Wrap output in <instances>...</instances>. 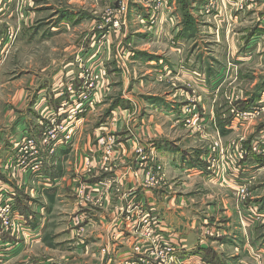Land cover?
I'll return each instance as SVG.
<instances>
[{
  "label": "crops",
  "instance_id": "obj_1",
  "mask_svg": "<svg viewBox=\"0 0 264 264\" xmlns=\"http://www.w3.org/2000/svg\"><path fill=\"white\" fill-rule=\"evenodd\" d=\"M45 1L6 0L7 14L0 17V90L10 91L3 96L0 93V124L4 127L0 133V191L13 196L15 204L20 195L26 197L24 204L32 218L27 222L30 231H24V243L21 238L0 233V251L9 250L4 258L6 260H1L3 257L0 254V264H61L55 262L51 254L47 256L37 252L63 249L58 237L65 232L70 240L74 236L80 238L78 246L71 245L81 254L88 250L92 252V264H143L141 260L153 264L140 253L150 245V241L146 238V241H140L136 237L135 226L139 209L148 208H152L159 219L158 239L173 242L184 264H244V260L254 261L250 255L257 246L247 240V229L242 222V215L245 214L243 203L247 197L243 200L238 195L236 204L234 195L237 197L238 183L249 181L246 173L252 169V164L249 166L248 156L262 157L264 153L258 154L251 149L244 150V156L235 157L229 167V184L222 187L219 179L215 181L210 172L204 171L203 164L191 162L195 151L192 148L188 152L185 150L188 147H179L182 141L178 142L177 137L183 130V117L189 116L187 108L200 116L202 123L210 126L208 132L216 136L219 133L215 124H223L227 115V104L219 100L224 97L223 93H228L226 99L229 103L237 98L243 99L240 106L246 110L262 101L264 83L260 86V94L244 97L247 91L244 89L248 85L242 77L245 74L254 77V82L249 83L252 89L264 73V18L259 15L264 4L248 8L240 2L231 6L229 0H223L225 4L214 5L215 11L206 13L207 3H194L193 13L202 20L194 21L197 29L192 34L188 30V34H177L176 37L179 40L197 39L198 23L205 24L201 33L206 42L211 43L208 51L211 57L203 56L207 64L202 68V74L208 80L203 77L205 83H201L202 77L197 70L199 66L194 65L193 56L184 61L181 50L174 47L163 50L165 34L154 33L152 39L148 40L146 36L142 43L137 44L133 37L118 36L113 29L105 32L106 27L113 28V23L122 21L123 16L120 18L117 14H120L119 8L111 14V19L110 16L106 20L103 13L100 15L103 9L72 5L64 8L57 6L50 11L51 17L42 18L44 7L49 9L47 5H40ZM13 7L15 18L11 26L8 21L13 16L11 13L9 17ZM172 21L163 19V26ZM46 23L45 30H41ZM253 25H256L257 33L249 34L248 29L251 30ZM37 27L40 28L38 33L34 31ZM77 27L81 30L86 27V32L61 36L70 33V28L76 30ZM25 28L31 29L30 39L38 34L39 38L48 39L43 41L55 39L51 41L53 45L49 46L51 51L48 53L49 56L57 55L59 61L51 62V70L48 67L40 70L43 71L40 73L42 76L35 81L33 76L24 81L18 78L10 80L4 66L6 60L1 57L7 43L6 33L13 30L18 42L25 35ZM61 38L63 44H60ZM116 43H120L118 48L121 52L115 54ZM144 54L151 58H144ZM128 56L137 66L141 63L145 66V75L154 73L152 81L135 83L126 76L125 70L132 75L134 72L126 64V67L120 66L117 57L126 60ZM159 66L163 67L162 74L156 73ZM105 68L106 76L99 77ZM88 76L90 79L97 77L93 102L83 105L80 101L78 105H83V112L71 118L70 123H64L68 118L66 114L73 107L70 103H75V100L68 98V94L59 95L58 91L64 83L81 88V84L84 86L88 81ZM181 77L191 80L190 84L183 83ZM162 79L163 84H159ZM13 88L16 90L14 93ZM62 115L65 120L60 125L69 123L72 139L68 144L59 142L56 147L52 144L46 148L42 144L45 131L54 127L52 122L60 123ZM241 128L233 121L231 134H240ZM197 136L195 144L202 139L208 142L211 138L210 135ZM28 137L34 140L42 162L37 174L29 169L26 172L20 170L16 163L20 156L19 144ZM137 150H142L141 157L137 156ZM209 156L210 153L206 158ZM21 157L24 160L22 166H30L35 159L28 153H22ZM152 163L163 165V188H150L148 184L146 188L144 185L143 172ZM256 169L264 170V165L256 164ZM250 184L247 185L248 191ZM207 189H215L214 196L208 195V198L218 199V205L206 207L207 213H211L209 219L200 214L205 203L201 197H207ZM71 194L75 199L73 207L68 205ZM65 195L68 200L62 201ZM65 202L64 209L69 211L67 226L63 232H58L54 230L58 223L50 225L48 222L52 221V218L49 219L57 207L55 205ZM129 204L131 206L126 215L124 208ZM263 207L261 210L264 213ZM15 210L19 211L16 206ZM234 215L241 236L231 231ZM203 225H208L202 228L212 235L218 231L220 240L200 236L198 226ZM238 237L244 240V244L234 240ZM135 248L139 251L135 252ZM225 252L229 257L224 256ZM255 261L264 264V259ZM249 262L245 264H256Z\"/></svg>",
  "mask_w": 264,
  "mask_h": 264
},
{
  "label": "rangeland",
  "instance_id": "obj_2",
  "mask_svg": "<svg viewBox=\"0 0 264 264\" xmlns=\"http://www.w3.org/2000/svg\"><path fill=\"white\" fill-rule=\"evenodd\" d=\"M120 1L124 2L123 4L126 5V11H124L121 14V10H120ZM227 1V0H226ZM226 1L223 0H46L45 2H41L40 5H47L49 7V9L47 7L45 11L43 12V16L42 18H46V17H51V10L56 9L57 6L58 7H68L69 5L72 6H77V7H84V8H98L100 10H102L100 12V15H105V19L109 18L111 16V14L114 13V10L119 8V12L120 14L117 12L118 16H123L122 17V21L119 23V26L117 29L114 28H110L108 29L106 27V31H111L113 29V31H117L118 36L120 34H122V36H131L133 37V39H135V41L137 42V44L142 43L146 36L148 37V40L152 37L153 38V34L157 33V34H162V36L165 34L164 37H166V39L163 41V50H166L168 48L174 47L179 49V51H182V59L185 61V59L187 60L188 58H191V56H193V60L194 65L196 66V64L199 66L198 67V75L200 77H202L201 79V83L204 82L205 80H208L206 77L203 76V72H202V68H204V66H206L207 63H205L203 61V56L206 58L211 57L210 53H208L211 43L206 42V38L204 37V35H202L203 33H201V30L203 31L202 26L205 24L202 23H198L199 26V33H198V37L197 39L190 38V39H184L183 40H179L177 39L178 37H176V35H181V34H188L187 31L189 30V33L192 34L193 31L195 29H197V25L194 23V21H201L202 18L201 17H197V15H195L193 13V5H195L194 3H207V6H210V4L213 5V7H210L208 10V13H212L215 11V6L217 4H225ZM240 1V5L242 6H246L248 8L251 7V5H258L261 6V3L264 4V0H238ZM210 3V4H209ZM6 0H0V17L1 16H5L7 14V7H6ZM228 4H230L232 6V4L228 1ZM215 5V6H214ZM95 10V9H94ZM259 15L261 17L264 18V7L261 11H259ZM11 13H13V16L9 19V23L12 25L14 21H12L15 18V9L13 7L12 11L9 12V17L11 16ZM49 14V15H48ZM113 16V15H112ZM112 16L110 17V19L112 18ZM201 18V19H200ZM252 18V16H251ZM163 19L167 20H173L172 23H168L165 24V26H163ZM191 21V25H186V20ZM193 21V22H192ZM193 23V24H192ZM252 24V23H251ZM248 25V26H251ZM253 24H257L253 23ZM48 23H46L45 25L42 26L41 30H45V28L47 27ZM27 26V25H25ZM32 27V26H30ZM112 27V25H111ZM13 28H15L13 26ZM27 28V27H26ZM24 30L25 35L19 40L18 42L16 41V36H15V32L13 30H11L10 32L6 33V39H7V43H5L3 50H2V54L1 57L3 56V59L5 61L4 66L6 68V70L9 72L10 76V80H15L16 78L20 79V81H24L27 77H31L33 76V80L35 81L38 77H41L42 75L40 73H42L43 71L40 70H44L50 68L51 62H57L58 60V56L57 55H50L49 53L51 51L50 49V45H53L51 43V41L55 40L52 38L51 41L47 42V41H43V40H48V39H41L38 36H40L39 34L36 37H30L31 36V29L28 30L26 29ZM40 28H35V32L38 33L37 30H39ZM256 25H253V27H251V30L248 29V33L251 34H255L256 32ZM70 33H63L61 34V36H65L66 35H80V33L83 31L84 33L86 32V27L83 28V30H81L79 27L72 30V28L69 29ZM30 32V34H29ZM46 32V31H45ZM27 35H28V39H27ZM106 35V33H105ZM113 37L115 36L112 33ZM201 37H200V36ZM167 36H171V37H167ZM33 38V39H32ZM151 38V39H152ZM59 41H61L60 44H63V39H59ZM248 41V40H247ZM115 54L118 53V51H120V49L118 48V46H120V43H116L115 44ZM123 45H125L123 43ZM113 47V46H112ZM127 47V46H126ZM168 47V48H167ZM112 50V49H111ZM114 50V49H113ZM211 51V50H210ZM121 52V51H120ZM148 52V51H147ZM144 51V53H147ZM143 53V52H142ZM122 56V55H121ZM120 66L125 64L127 65V68L132 70L134 72V75H132L130 72H128L127 70H125L124 72H126V76L130 77V79L137 83V82H141V83H147L149 81H152V74L148 75L146 73V68L145 66H142L143 64L141 63V66H137L135 63H132V60L130 56H128L126 58V60L122 57H117ZM144 58H151L149 55L144 54ZM123 61V63L121 64V62ZM143 60V59H142ZM183 61V62H184ZM144 62V61H141ZM130 68H129V65ZM184 64H182L181 67H183ZM136 66V67H134ZM126 67V66H125ZM133 68V69H132ZM53 69V67H52ZM51 70V68H50ZM30 72V73H28ZM132 72V73H133ZM32 73H34L33 75H31ZM88 74V72H86ZM158 74H162L163 73V67L158 68V72H156ZM102 75V72L100 73ZM28 75V76H27ZM89 75V74H88ZM104 77L106 76V68H105V74L103 75ZM205 80H204V78ZM242 77V76H241ZM243 80L246 83V88L244 90H247L243 95L248 96L249 98H251L252 96L255 95V93L260 94L261 93V89L260 86H262V84L264 83V73L258 77V81H257V85L255 86V88L253 87L251 89L250 84L254 82V77L250 76L249 74H245L244 77H242ZM181 80L183 83H189L191 82V80L189 79H185L181 77ZM16 81V80H15ZM94 81V80H93ZM166 81H168V79H166ZM200 81V80H199ZM198 81V83H200ZM84 82V81H83ZM159 84H163V79L162 82H158ZM250 83V84H249ZM74 84V83H73ZM90 84L89 81H86L85 85L83 86V84H81V88L77 87L75 85H72L71 89H68L70 86L68 85H64L61 87V89L58 91L59 95H64V94H68V98L75 100L76 106H74L75 103H70V105H72L73 107L71 108L70 112L66 114V116L69 118L66 119V121L64 122L65 118L62 115L61 116V121L60 123H56L54 124V126H62L60 124L67 123L71 120L72 118V114L73 112L76 110V108L78 107V103L81 101L82 102V96L83 94H90L92 93L89 88L88 85ZM190 84V83H189ZM95 86V84L93 85ZM163 86V85H162ZM244 88V87H243ZM9 89H7L6 92H2L0 90V93L2 94V96L7 93L10 92L8 91ZM13 93L14 91H16L14 88L12 89ZM87 91V92H86ZM82 92V93H81ZM229 92V91H228ZM264 93V92H263ZM224 97L220 98L218 97L219 100L222 99V104L226 103L227 105L226 107V112L227 115L225 117V122L223 123L224 128L222 127V124H215V126L217 127L216 129L218 130L217 132L219 134H216V136H213L211 134V132H208L210 129L208 125H206V123H198V118L195 116L196 113H193L192 110L190 108H187V112L189 114L188 118H186V116L183 117V121L181 124V128L183 129L179 135H178V142L179 140H181V144L178 145L183 146V148L188 147L189 149H185L186 151L189 150L188 152H191L192 148L195 151L194 154H192V161H195L194 163L197 164H203L202 168L204 169V171L210 172L209 175L212 176L215 181H217L218 179L221 182L222 187H224V185L229 184V172L230 169L229 167L232 165V160L235 161V157H242L245 154V151L247 150H251L253 147L257 148L258 151L259 150H264V97L262 99L261 102L257 104H255L252 108H249L246 110V108H242L240 106V102L243 100L241 98H237L236 100L232 102H228L229 100H227V96L228 93L225 92L223 93ZM242 95V96H243ZM263 95V94H262ZM69 101V99H68ZM223 108V107H222ZM254 108H258V109H254ZM250 109H254V112L252 113V111ZM224 110V109H223ZM238 112L240 113H244L242 117H244V115H249L248 120L245 118H242L241 120L237 118L236 115ZM184 114V113H182ZM95 120V117H92ZM244 120V121H243ZM233 121H236L238 123L239 126H242V128L240 129L239 133L234 136V134H231V131H233L232 129H230L231 127V123ZM240 121V122H239ZM71 122V121H70ZM69 122V123H70ZM68 123V124H69ZM221 128L223 130H221ZM4 129L3 125L0 124V133L3 132L2 130ZM72 129V128H71ZM230 131V132H229ZM229 132V134H228ZM226 133V134H225ZM205 135H210L211 138L210 140L207 142V140L202 139L201 142H199V144H195V140H198V136L197 135H201L202 136ZM225 134V135H224ZM227 137V138H226ZM201 139V137H200ZM241 139V140H240ZM11 146H13V144H11L10 142H8ZM230 145V146H228ZM190 146V147H189ZM205 149V150H203ZM245 150V151H244ZM205 151V152H203ZM137 156L141 157V153L142 150H137ZM210 153L209 158H206V156ZM249 158L247 159V162L250 166V164H252V169H248V172L246 173L247 178L249 179V182L251 183V187H250V191L246 190V192L241 193L238 192L237 197L236 194L235 196V202L237 200V202L239 201V197L243 198L244 203H243V213H245L244 215H242V222H244L246 229H247V233H246V237L247 240L253 244H255L257 247L253 250L255 251L256 249L259 250V252L261 251V256L259 257L260 259H264L263 254H264V213L262 207L264 206V202L262 201V198H264V170H257L256 169V161H255V157H252L251 155L248 156ZM252 158V159H251ZM262 158H264V155H262ZM197 161V162H196ZM254 167V168H253ZM152 169V170H149ZM259 171V172H258ZM143 176L145 177V181H144V185L145 187L148 185H151L150 188L152 187H158V188H163V184L165 182V174L163 173V165L161 164H154L152 163V166L146 168V170L143 172ZM253 179V180H252ZM252 180V181H251ZM224 184V185H223ZM161 185V186H160ZM160 186V187H159ZM147 188V187H146ZM157 188V189H158ZM209 190V191H207ZM206 191V198L205 197H201V199H203V201L205 202L203 204V210L200 212V214L204 215V216H208V219L211 218L210 214L211 213H207V206L208 205H213V204H217L218 205V199L216 198L211 199L208 198V195H213L214 196V192L215 189L211 190V189H207ZM226 194H229L228 192ZM203 195V193H202ZM239 195V197H238ZM252 198V200H251ZM230 199H233V197H231ZM62 201H67L68 198L65 195L64 197L61 198ZM236 202V204H237ZM247 203V204H246ZM70 204V207L74 206L75 204V199L72 197L71 194V199L70 202L68 203V205ZM66 202L65 203H61L57 206L56 209L54 208L53 214H51V217L49 220L52 221L48 222V224L51 225V223H58V225H56V227L54 228V230L58 231V232H63V230L66 228L67 226V221H68V214L69 211L67 208L64 209V207L66 206ZM13 206L15 207V203H13ZM131 205H127L124 208V214H126V211L128 209H130ZM137 207V206H136ZM135 208V206H134ZM264 208V207H263ZM245 209V210H244ZM65 210V211H63ZM218 212H220L219 209H217ZM223 211V209H222ZM31 212L28 213L27 212V218L28 221H30L31 218ZM131 214V212H130ZM130 214H129V218H130ZM235 214V213H234ZM242 214V213H241ZM127 215V214H126ZM138 220L135 223L136 226V237L140 238V241H146V239H149V235L150 234H155L157 233V228H159V219L155 216V214H153L152 208H148L146 210H141L139 209V214H138ZM217 215V214H216ZM254 215L256 216H260L259 219L255 218V220H252L251 216ZM236 215H234L232 217L233 220V227H231V231L234 235L236 236H241L240 234V230H239V226L236 222L237 217H235ZM244 216H246L244 218ZM244 218V220H243ZM130 220V219H129ZM33 225V224H32ZM210 225V224H208ZM208 225H203V226H198L199 228V233L201 234L200 236H203L206 238H210L213 240H217L219 241L221 236H219V232L216 231L215 233H213V235L211 234V232H207V229L205 228V230L203 229L204 227L208 226ZM26 230L30 231V229L28 228L30 226L29 223H26L25 225ZM36 226V225H35ZM143 229H142V227ZM203 227V228H202ZM51 229V226H50ZM141 229V230H140ZM203 232V234H202ZM207 232V233H206ZM206 233V234H204ZM66 234V232H65ZM64 233L58 237V240L62 243L63 245V249L61 250H56L54 252H48V251H44L41 250L37 253H44L47 254V256L49 254L52 255V259H54V261L56 262H62L61 264H92V252L90 250H88L87 252H83L84 254H81L80 250H76L77 248L74 245H71V243L75 244L76 246L77 243L79 244V237H75L74 239L72 238V240H70V237L68 235H65ZM48 237V236H47ZM146 238V239H144ZM21 239H23V243L24 241L26 242V238L24 239V237H21ZM84 239V238H83ZM82 239V240H83ZM234 240H236L238 243L240 244H244L242 240V238L238 237L237 239L234 238ZM28 241V240H27ZM31 242V240H30ZM34 242V241H33ZM205 242V240H204ZM69 245V246H68ZM65 247V248H64ZM14 248V247H13ZM3 251V250H2ZM7 249H4V255H1V257H3V259L1 260H6L4 259L6 257V252ZM94 251V250H92ZM135 252H137L136 248L134 249ZM253 251L251 250V258L254 260H250V262L248 260H244V264L246 262L249 263H256L254 258V254ZM80 252V253H79ZM141 253V252H140ZM227 252H225L224 254H226ZM142 254V253H141ZM38 255V254H37ZM41 254H39L38 256H40ZM146 257V259H148L147 254H142ZM46 256V257H47ZM225 257H229L228 253L226 255H224ZM38 259V257H36ZM63 258V259H62ZM62 259V261H61ZM259 259V260H260ZM225 261V259H223ZM229 260H231L229 258ZM146 261V260H145ZM261 264V261L258 262ZM256 263V264H258ZM124 264H134L132 262H126ZM146 264V263H144ZM156 264H163V260H159L156 262ZM184 264V263H183ZM204 264H212V263H204ZM242 264V263H239Z\"/></svg>",
  "mask_w": 264,
  "mask_h": 264
},
{
  "label": "built area",
  "instance_id": "obj_3",
  "mask_svg": "<svg viewBox=\"0 0 264 264\" xmlns=\"http://www.w3.org/2000/svg\"><path fill=\"white\" fill-rule=\"evenodd\" d=\"M229 2L232 4V6L237 5L240 1L238 0H229ZM124 2L120 1V9L121 12L126 11V5L123 4ZM210 4V3H209ZM213 7L212 4L210 6H207L206 13L209 12V8ZM119 26V23H113L112 27L114 29H117ZM105 74V71H102V75L100 74L99 77H104L103 75ZM97 77L95 76L94 78L92 77L90 79V76H88V81L90 84L88 85L89 90L92 92L90 94H83L82 96V102L83 105L86 104H91L93 102V89H94V84L96 83ZM94 80V81H93ZM72 87L70 86L68 89H71ZM82 105V106H83ZM82 106H79L76 108V110L73 112V116H76L77 113H82L84 108ZM258 109V108H254ZM254 109H250L252 113L254 112ZM244 113L238 112L236 115L237 121L238 119L245 118L248 120L249 115H244ZM189 115V114H188ZM198 118V123H202V118L198 116L197 114L195 115ZM188 118V117H186ZM244 121V120H243ZM240 122V121H239ZM52 124H55V122H52ZM70 127L67 125L65 126H54L52 128H47L44 134V137L42 139V144L46 146V148H49L52 144L55 145L58 144L59 142H63L64 145L68 144L71 139H72V131L69 129ZM253 152H257L258 154H263L264 150H259L255 147L252 148ZM22 153L29 154L30 157H35V159L32 161L31 165H26L22 166L24 164V160L22 159L21 155ZM19 154L20 156L16 160L17 167L26 172L27 169L32 171L33 173L37 174L42 166L41 160H39L38 155H37V147L34 142V140L30 137L25 138L20 142L19 144ZM249 184V181H244L238 183V192L244 193L247 190V185ZM3 190L0 191V233H7L9 236L15 239H20L21 237H24L25 239V225L28 222L27 216L21 215L19 212H16L15 207L13 206L14 203V198L11 195L8 194H3ZM244 215V214H243ZM246 216H244L245 218ZM243 218V220H244ZM252 220H255V218L259 219L260 216H251ZM245 222V221H244ZM150 245L145 248L143 251H141L142 254H147L148 259L152 261L153 264H156L157 261L163 260V264H183L182 259L177 255V250L174 246V243L171 242L170 240H159L158 239V230L157 233L155 234H150L149 239ZM13 248V247H12ZM137 251H139L138 248H136ZM6 252H9L6 251ZM1 255H4V250L0 251ZM6 254V253H5ZM254 258L255 259H260L259 257L261 256V251L259 252L258 249L253 251ZM141 262L144 264H149L148 261L141 260Z\"/></svg>",
  "mask_w": 264,
  "mask_h": 264
},
{
  "label": "trees",
  "instance_id": "obj_4",
  "mask_svg": "<svg viewBox=\"0 0 264 264\" xmlns=\"http://www.w3.org/2000/svg\"><path fill=\"white\" fill-rule=\"evenodd\" d=\"M193 22V21H192ZM193 24V23H192ZM186 25H190L191 27H192V25H191V21H189V19H188V21L186 20ZM222 127L224 128V126H223V124H222ZM223 130V129H222ZM255 161H256V163L257 164H259V165H264V158H262V157H256V159H255ZM27 198L26 197H21V195L18 197V199H17V202H16V204H15V206L17 207V209H19V213L21 214V215H23V216H27V207H26V205L24 204V202H25V200H26ZM206 255V254H205Z\"/></svg>",
  "mask_w": 264,
  "mask_h": 264
}]
</instances>
